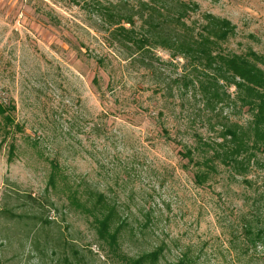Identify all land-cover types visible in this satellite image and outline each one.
Wrapping results in <instances>:
<instances>
[{
    "label": "rangeland",
    "instance_id": "374dc122",
    "mask_svg": "<svg viewBox=\"0 0 264 264\" xmlns=\"http://www.w3.org/2000/svg\"><path fill=\"white\" fill-rule=\"evenodd\" d=\"M230 56L264 71V0H0V264H121L69 186L115 203L130 256L264 264V151Z\"/></svg>",
    "mask_w": 264,
    "mask_h": 264
},
{
    "label": "trees",
    "instance_id": "16d2710c",
    "mask_svg": "<svg viewBox=\"0 0 264 264\" xmlns=\"http://www.w3.org/2000/svg\"><path fill=\"white\" fill-rule=\"evenodd\" d=\"M207 17L210 18L212 26L210 28L203 27L206 35L199 33V35L195 38H188L191 42V46L193 47L191 51H194L196 47H198V49L202 52H210L211 41L208 34L214 32L212 28L217 25V22L210 16ZM222 24L225 27V31H227L229 23L222 20ZM223 34H225V32ZM145 40L147 39H144L143 41ZM178 48L182 50V52H185V54L189 53L190 47L188 44L180 42L178 44ZM222 64L226 71L232 72L235 77L241 80L239 82L235 81L234 84L239 87L244 86L250 98L253 97L255 99V101L252 99L248 100V104L254 110L253 120L255 139L253 140L254 143L252 146L258 150L264 151V71L251 63L249 60L239 56L223 57ZM0 115L2 116L5 124H13L10 106H5L0 102ZM15 126L20 129L17 124ZM228 134H230L232 138L237 139V132L229 131ZM236 144L240 147V150L243 149L242 141L238 140ZM234 149L239 152L237 148ZM184 157L187 158L188 162H193L192 152L190 150H186L184 152ZM210 161V158H206L202 162V165L207 168L206 170H210L212 168L209 164ZM51 165L53 168L57 167L56 163L52 160ZM208 174L209 173H207V171L196 172L194 175L195 182L199 185L203 184L207 179ZM91 195L92 197L89 200L90 204L88 205L80 200L77 192L69 186L67 199L69 206L74 210H79L84 214L90 215L98 244L103 247L105 254L107 256H112L113 259L121 264H157L161 254L163 253L164 247L160 244L154 249L147 252H141L136 256H130L123 252L121 249L120 232L122 227L126 225L125 220L122 217H118V211L115 203H110L106 200L103 193L94 191ZM24 197L29 200L30 203L36 202V199L31 197L30 194H25ZM96 211L98 213H96ZM246 232L248 235L252 234L250 229H246ZM176 264L184 263L180 260Z\"/></svg>",
    "mask_w": 264,
    "mask_h": 264
}]
</instances>
